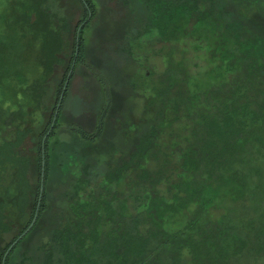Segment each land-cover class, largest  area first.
<instances>
[{"label": "rangeland", "instance_id": "374dc122", "mask_svg": "<svg viewBox=\"0 0 264 264\" xmlns=\"http://www.w3.org/2000/svg\"><path fill=\"white\" fill-rule=\"evenodd\" d=\"M92 2L95 10L82 31L84 53L71 75L54 135L47 142L50 172L45 187L47 207L36 230L12 251L8 264H49L48 249L49 245L55 248L53 230L58 226H73L77 240L78 235H83L79 239L82 244L79 253H90V248L84 245L86 238H94L103 245L113 237L109 209L103 214L96 207L89 211L85 222L80 221L72 213L70 205L74 203L70 201L74 200L67 194H73L75 187L82 186L86 179L98 186L103 184L112 168L140 150L147 131H152L154 140L141 150L145 159L158 163L162 153L175 154L177 161L183 157L189 161L193 155L204 157L208 164H203L202 171L208 172L207 178L211 180L216 179L212 176L214 169L234 175L240 171L237 164H241L249 171L246 185L253 189L264 186V175L250 171L254 164L249 154L253 152L246 154L240 148L233 151L227 143L212 137L211 128L202 127L205 120L200 119L206 110L215 108L219 114L235 107L234 110L240 111L239 106L247 100L250 105L256 101L255 109L264 104V0H220L227 7L217 25L215 21L212 24L200 20L202 12L193 9L196 0ZM177 9H181L179 14L173 16ZM87 15L81 0H0V194L3 192L11 199L20 197L16 187L20 186L17 168L21 163L25 165L26 178L34 182L29 189L31 200L35 196L42 133L64 87L76 50L78 26ZM180 31L191 37L183 40L178 36ZM205 34L208 37L204 38ZM214 45L212 52H199L200 48ZM224 62L230 65L231 75L221 84L215 71ZM185 78H189L191 86L185 84ZM240 85H246L247 90L238 91ZM189 87L197 93L205 89L197 99L200 112L193 110L194 103L197 104L189 98ZM105 110L101 137L95 143L80 138L76 130L93 133ZM202 118L209 119L204 115ZM19 132L25 135L20 136ZM220 160L225 167L218 164ZM140 163L146 167L143 160L139 166ZM139 166L133 167L134 173L129 170V175L119 184H113L111 191L106 189L119 194H115L119 202L113 201L111 205L115 211L120 210L127 197L131 175L142 170ZM97 187L94 194L106 196V190ZM81 197L86 199V195ZM3 206L1 217L12 229L6 235L0 234V250L29 220L32 211V205L28 206L18 220L11 203ZM101 215L105 216L101 218ZM183 223L181 216L171 226ZM214 223L207 224V231ZM226 227L223 234L208 239L214 247L211 250L235 234L236 239H229L236 246L227 254L228 264L258 261L264 264V250L258 245L260 236L256 235L255 224L241 220L236 226ZM95 229L98 232L92 235ZM200 236L203 237L202 232ZM204 243L194 236L180 246L169 238L157 258L173 264L174 255L185 252L184 264H206L207 256L201 258L195 251ZM184 247L189 250L185 251ZM76 253L78 258V250ZM53 258L52 263L58 264L60 254L55 252Z\"/></svg>", "mask_w": 264, "mask_h": 264}, {"label": "trees", "instance_id": "16d2710c", "mask_svg": "<svg viewBox=\"0 0 264 264\" xmlns=\"http://www.w3.org/2000/svg\"><path fill=\"white\" fill-rule=\"evenodd\" d=\"M81 1L84 4L88 15L78 26V28L81 26V31L78 34L77 29L75 43L76 50L69 66L67 77L71 68H75L78 64V60H81L83 56L84 43L82 31L91 19L89 18V12L93 14V11L95 10L92 0ZM219 1L220 0H200V2H197L196 0L193 9L197 12H202L201 21H211V23L215 21V24L217 25V22H220L223 19L224 10L227 7ZM180 10L181 9L175 10L173 16L179 14ZM188 13L184 14L186 19L188 18ZM251 28L253 27L251 26ZM185 34V31H180L178 36L183 38V40L191 37H187ZM250 36L253 35L250 33ZM206 37L208 36L205 34L204 38ZM212 48H215V45L212 47H206L205 49L200 48L199 52H212L213 50H210ZM224 57V59H226V56ZM227 63L228 62H224L220 65V69L215 71L216 80L219 79L221 84L228 80V75H231L229 74L230 65ZM185 79L187 80L185 84L191 86L189 78ZM66 80L67 78L64 80L63 86H65ZM63 88H61L59 96H61ZM67 89L62 104L67 95ZM238 89V91L244 92L247 90V86L240 85L238 86ZM204 90L205 89H200L197 93L196 89L194 91H191V87L188 89L190 92V100H194L197 104L195 105L194 103V112H200V106L197 103V99L198 97L200 98V92H204ZM59 96L56 99V105L52 112L49 124L42 133V139L40 141V155L38 158L39 171L35 196H32L31 200L29 189L34 182L26 178V168L22 163L17 168V178L20 182L18 183L20 186L16 187V189H19L20 197L11 199L3 192L0 194V209L5 207L3 205L11 203L15 207L13 208V211H15L18 220L25 215L26 208L32 205L29 220L21 225V229H19L13 239H11L5 247L3 246L2 250H0V264H8V259L12 251L16 249L26 236L32 234V232L36 230L38 222L42 217V213L47 207L45 187L50 176L46 153L47 142L48 139L54 135L53 132L60 116L62 104L58 114H56L60 100ZM248 102L249 101L247 100L246 103L239 106L241 108L240 111L234 110L236 109L235 107L226 114L225 112L222 114L216 113V108L209 111L206 110V112L202 114V117L204 115L209 119L207 120L202 117L200 119L205 120V122L202 121V127L209 125L211 128L210 135L212 137L227 143L229 148H233V151H235L236 148L246 151V154L252 151L253 153L249 154V158L253 161L252 165L254 164V166L251 167L250 171H255V174L261 173V176H263L264 104L255 109L254 104L256 101H253L252 105L248 104ZM105 113L106 110L102 115V120L99 122V125L93 133L77 129L76 131L80 138L84 141L95 143L102 135ZM210 118L212 121H210ZM19 135L24 136L25 133L19 132ZM142 138L145 139L144 141L146 142L139 147L140 150L129 155L123 164L114 169L112 168V170L106 174L105 182L103 184L98 186L89 179H86L83 180L82 186L75 187L73 194H67L68 198L74 200L70 201L74 203L70 205L72 213L78 216V220L80 221L85 222L88 218L89 211H93L96 207L99 208L100 211L102 210L103 214L106 209H109L108 214L110 217L109 219L111 220H109V223L112 222L114 225L111 231L113 237H110L103 245L94 238H91L90 240H87L88 238H86L84 240V245L87 248H90L88 250L90 253L85 254L82 253V251L79 253V247H82V244L79 243V239H83V235H78L77 240L72 228L73 226L71 225L72 227H70V224L67 226L55 227L53 230L55 248L54 246L49 245L50 249H48L50 255L47 261L49 264H53L52 260L55 262V259L53 258L55 252L60 254L58 264H165L164 262L159 261L157 254L162 250L161 248L167 243L169 238L173 239L177 245L181 246L194 236H196L197 239L200 238L202 242L207 243L209 246L207 247L204 243L202 248L198 247L195 250L196 253H200L201 258L207 256L206 258L208 260L206 264H228L229 259L227 254L231 253L236 246L234 243H230L229 239H236L235 234H230V236L223 239L220 243L216 240L220 246H217V248L215 246L214 250H211V248L214 247L208 242L212 240L208 239L213 236L215 237L217 234H223L227 225L233 224V226H236L241 220L248 221L250 225H256L257 233H255L260 236L258 245L260 250H264V186L258 189H253L249 187L250 185H246L247 180L245 178L249 171L247 173L246 169L241 167V164H237V169L240 171L234 172V175H230L225 171L221 173L222 169L220 168L219 171L214 169L212 176L216 179L211 180L212 178H207L209 175L208 172L206 173L202 171L203 164L207 163V160L206 158L204 159V157L196 158V156L193 155L189 161H185L187 158L184 157L177 161L175 160L177 159L175 158V154L170 155L160 153L162 158L158 160V163L152 161L153 159H149L148 157L145 159L144 155L141 154V150H145L149 143L152 142V131H147ZM142 160L147 168H143L141 163L140 166L138 165ZM190 161H192L190 166L191 169H188L187 166ZM218 164L223 167L226 166L222 160H220ZM135 166H139V169L142 170L139 173L136 172L134 175H131L132 182L128 189L127 197L126 199H123L120 210L115 211L111 205L113 204V201L119 202L117 198L119 194L115 193L116 195L118 194L116 196L115 194L107 192V190L111 191L113 184H119L125 176L129 175V170L134 173L135 169H133V167ZM1 175L2 174L0 173V177ZM1 179L2 178H0V187H2ZM94 187L105 190L107 189L106 196L103 197L102 193L94 194L96 190ZM31 191L33 192V190ZM221 191H224L222 195L220 194ZM6 192L8 193L7 190ZM82 195H86L85 200L81 199ZM99 195H102V197L100 196V198H98ZM76 196H78V201H76ZM103 198L112 200L103 201ZM80 199L82 200L81 202ZM220 200H223V202ZM225 200H227L228 203H225ZM36 214V221L32 228L17 242L4 260V256L10 246L30 227ZM2 215L3 213L0 212V234L6 235L12 227H10L7 222L5 223L3 221V217H1ZM105 215H101V218ZM120 215L122 218H120ZM181 216L184 218L185 224L183 223L181 226L173 225L174 228H172L171 222L176 224ZM202 217H208L210 218L209 222H215L214 226L209 228V231L206 229L209 222L205 219L206 222H204L201 219ZM176 218L177 221H173V219ZM68 223L69 222L66 224ZM96 224H99V222ZM97 232L98 230L95 229L92 235ZM201 232L203 233L202 238L200 236ZM246 234L249 236L248 231ZM4 238L5 237L2 238L3 242L5 240ZM204 247H207V250H205ZM184 248L185 251L189 250L188 247ZM237 248L239 247L237 246ZM77 250L78 258L76 253ZM184 253L185 252H182L179 255L175 254L172 258V262H174L173 264H184L186 262ZM258 260L259 259H257L256 262ZM256 264H260L259 261Z\"/></svg>", "mask_w": 264, "mask_h": 264}, {"label": "water", "instance_id": "95a60500", "mask_svg": "<svg viewBox=\"0 0 264 264\" xmlns=\"http://www.w3.org/2000/svg\"><path fill=\"white\" fill-rule=\"evenodd\" d=\"M91 16H92V14H91V12H89V18H91ZM80 31H81V26L78 28V34L80 33ZM79 39V38H78ZM78 41V40H77ZM77 54H78V51H77ZM73 68L74 67H72L71 68V70H70V72H69V74H68V77H67V80H66V83H65V86H64V88H63V92H62V94H61V96H60V100H59V104H58V109H57V111H56V114H58V111H59V109H60V106H61V104H62V101H63V99H64V95H65V91H66V89H67V87H68V84H69V81H70V78H71V75H72V73H73ZM43 166H44V163H43ZM39 207V206H38ZM36 217H37V214H36V216H35V218L33 219V222H32V224L30 225V227L10 246V248L8 249V251L6 252V254H5V256H4V260H5V258L7 257V255L9 254V252H10V250H12L13 248H14V246L17 244V242L20 240V239H22L23 238V236L32 228V226L34 225V223H35V221H36Z\"/></svg>", "mask_w": 264, "mask_h": 264}, {"label": "flooded vegetation", "instance_id": "af4514ba", "mask_svg": "<svg viewBox=\"0 0 264 264\" xmlns=\"http://www.w3.org/2000/svg\"><path fill=\"white\" fill-rule=\"evenodd\" d=\"M14 242H15V241H14ZM14 242H13V243H14Z\"/></svg>", "mask_w": 264, "mask_h": 264}]
</instances>
